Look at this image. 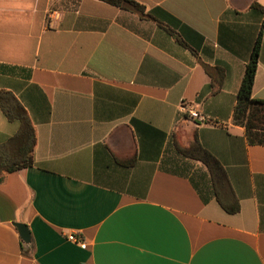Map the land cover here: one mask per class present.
I'll return each instance as SVG.
<instances>
[{"label":"crops","instance_id":"0c3cea01","mask_svg":"<svg viewBox=\"0 0 264 264\" xmlns=\"http://www.w3.org/2000/svg\"><path fill=\"white\" fill-rule=\"evenodd\" d=\"M134 1L143 16L101 0H0V91L35 131L32 166L0 182V264H264V146L232 122L259 34L252 98L264 102V0ZM17 130L0 110V145ZM194 140L237 214L176 151Z\"/></svg>","mask_w":264,"mask_h":264},{"label":"trees","instance_id":"16d2710c","mask_svg":"<svg viewBox=\"0 0 264 264\" xmlns=\"http://www.w3.org/2000/svg\"><path fill=\"white\" fill-rule=\"evenodd\" d=\"M101 1L128 12L142 16L144 14V7L134 0ZM260 42L259 34L245 65L233 109L232 122L235 126L244 128L248 144L264 146V102L252 98ZM0 110L8 122L18 123L17 132L0 145L1 182L4 175L32 166L35 131L24 108L11 93L0 91ZM176 151L182 157L201 162L207 168L214 199L225 213L237 214L240 210L239 202L230 187L224 170L214 156L205 150L197 140H194L188 148L176 146ZM133 162L134 160L124 161L121 164L129 166Z\"/></svg>","mask_w":264,"mask_h":264},{"label":"built area","instance_id":"2783aa9c","mask_svg":"<svg viewBox=\"0 0 264 264\" xmlns=\"http://www.w3.org/2000/svg\"><path fill=\"white\" fill-rule=\"evenodd\" d=\"M179 111L182 113H186L190 119L197 120L200 123H205L209 121L207 117L200 115L188 105L185 104L180 105ZM67 240L79 245L80 247H84L83 241L79 237H76L74 234L68 235Z\"/></svg>","mask_w":264,"mask_h":264},{"label":"water","instance_id":"95a60500","mask_svg":"<svg viewBox=\"0 0 264 264\" xmlns=\"http://www.w3.org/2000/svg\"><path fill=\"white\" fill-rule=\"evenodd\" d=\"M14 226L18 230L19 237L24 244L30 243V233L26 225L21 223H15Z\"/></svg>","mask_w":264,"mask_h":264}]
</instances>
